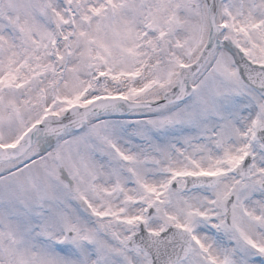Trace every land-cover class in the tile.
<instances>
[{"label":"snow or ice","instance_id":"snow-or-ice-1","mask_svg":"<svg viewBox=\"0 0 264 264\" xmlns=\"http://www.w3.org/2000/svg\"><path fill=\"white\" fill-rule=\"evenodd\" d=\"M0 264H264V0H0Z\"/></svg>","mask_w":264,"mask_h":264}]
</instances>
